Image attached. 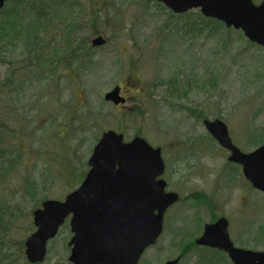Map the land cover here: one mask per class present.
Returning <instances> with one entry per match:
<instances>
[{"label":"rangeland","instance_id":"rangeland-1","mask_svg":"<svg viewBox=\"0 0 264 264\" xmlns=\"http://www.w3.org/2000/svg\"><path fill=\"white\" fill-rule=\"evenodd\" d=\"M74 1L72 42L90 45L101 34L107 43L81 45L82 55L69 65L45 64L34 75L27 65L17 85L1 86L22 65L23 47L8 44L4 51L0 40V264H31L21 242L35 230L33 210L80 185L109 129L161 146L163 177L182 198L139 264H164L182 253L179 264H231L227 255L189 244L220 214L231 216L236 245L264 251V195L249 190L242 169L203 124L222 118L243 151L264 142V48L200 9L178 15L155 0ZM118 84L131 97L126 106L104 98ZM201 193L205 205L196 203ZM71 236L67 221L41 264H70Z\"/></svg>","mask_w":264,"mask_h":264},{"label":"water","instance_id":"water-1","mask_svg":"<svg viewBox=\"0 0 264 264\" xmlns=\"http://www.w3.org/2000/svg\"><path fill=\"white\" fill-rule=\"evenodd\" d=\"M6 1L0 0V10ZM158 1L176 13L200 8L205 16L242 29L252 42L264 47V0L259 5L254 0ZM105 41L98 36L92 44ZM120 91L121 87L116 86L106 93V100L117 105L125 103ZM205 125L231 151L229 160L242 164L246 178L264 191V143L244 153L233 144L224 121L206 120ZM89 166L81 186L64 201L47 200L34 211L37 229L25 241L30 263L44 261L48 241L57 235L69 214L73 215L69 256L73 264H138L146 248L157 242L163 231L164 213L178 200V194L166 192V182L158 179L165 170L161 149L141 137L125 142L122 133L109 130L96 144ZM228 224L226 218L207 224L197 243L227 252L232 264H264V251L234 246ZM179 260L165 264H178Z\"/></svg>","mask_w":264,"mask_h":264},{"label":"trees","instance_id":"trees-1","mask_svg":"<svg viewBox=\"0 0 264 264\" xmlns=\"http://www.w3.org/2000/svg\"><path fill=\"white\" fill-rule=\"evenodd\" d=\"M74 4V0H21L11 2V9L4 12L6 18L0 21V40L4 51L7 50L8 44H21L23 57L22 65L19 64V68L13 67L10 75L2 82L1 86L13 85L16 82L18 71L27 65L34 66L32 68L33 75L35 72L41 71L39 69L45 64H61L62 61H66L64 65H69L82 55L84 48L90 47L89 43L84 40L82 44L78 40L72 42L73 36L78 33L74 27L72 28ZM62 11L66 14L65 18L61 14ZM55 21L58 25L53 24ZM51 31L58 37L50 36L49 40ZM81 45L83 49L78 52ZM61 50L65 53H61ZM87 57L88 55H83L82 59L86 60ZM27 58H30V62L26 60ZM142 103L146 105V99L142 100ZM21 244L23 249V242ZM189 244L196 246L195 240H191ZM217 252L224 254L220 251Z\"/></svg>","mask_w":264,"mask_h":264},{"label":"flooded vegetation","instance_id":"flooded-vegetation-1","mask_svg":"<svg viewBox=\"0 0 264 264\" xmlns=\"http://www.w3.org/2000/svg\"><path fill=\"white\" fill-rule=\"evenodd\" d=\"M124 88H125V87L122 85V91H121V93H122V95H123L124 97H126V98L129 100L131 97H130V98L128 97V95L126 94V91L124 90ZM140 91H142V90H140ZM171 92H173V91H170V93H171ZM137 93H139V92H137ZM149 95H150V94H149ZM149 95L144 96V92H143V93H141V98L143 99V97H146L145 99H148V96H149ZM142 99H141V100H142ZM145 99H143V100H145ZM263 143H264V142H263ZM263 143H262V144H263ZM237 165H238V164H237ZM166 181H167V180H166ZM247 185L249 186V190H250V191H257L259 194L261 193V194L264 195L263 192H261V191L255 189L250 183H248ZM167 187H168V189H169V182H168V181H167ZM214 188H215V187H214ZM168 189H167V190H168ZM169 191H170V189H169ZM173 191H174V190H173ZM206 196H207L206 194H202V193H201L200 195H198V197H197L198 200L195 199L197 205H202V204H204L203 201L206 199V198H205ZM181 200H182V198L180 197V198H179V201H177L176 204L180 203ZM204 205H205V204H204ZM221 217H226V218L229 220V229H230V226H232V224H231V216H230V215H223V214H220L219 216L216 215L214 221L220 219ZM69 219H70V217H69ZM214 221H212V222H214ZM205 225H206V224H205ZM69 228H70V226H69ZM204 228H205V227H204ZM203 232H204V230H203ZM203 232H202V234H203ZM229 233H230V238H231V240L233 241L234 245L237 246V247H243V246H238V245H236V243L234 242V240L238 241L237 238H233L232 235H231V232H229ZM202 234H201V235H202ZM201 235H199V237H200ZM196 239H197V237L195 238V242H196ZM238 243H239V242H238ZM199 247L209 249V248L206 247V246H201V245H199ZM181 255H182V254H181ZM181 255H180V256H181Z\"/></svg>","mask_w":264,"mask_h":264}]
</instances>
